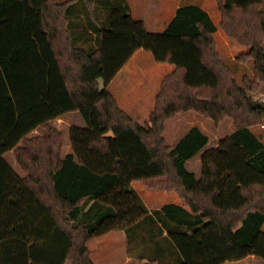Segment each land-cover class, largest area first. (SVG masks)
<instances>
[{"label":"trees","instance_id":"obj_1","mask_svg":"<svg viewBox=\"0 0 264 264\" xmlns=\"http://www.w3.org/2000/svg\"><path fill=\"white\" fill-rule=\"evenodd\" d=\"M80 1L94 14L93 0H0V264H93L91 240L149 217L134 182L184 202L164 207L159 221L182 264L264 263V143L252 131L264 110L248 102L264 83V0H216L221 30L249 49L239 61L254 65L242 86L199 6L181 7L160 34L127 6L112 8L98 48L87 51L71 33ZM141 49L175 68L147 126L107 90ZM71 113L85 128L71 129L73 153L63 157L64 134L51 123ZM183 113L235 127L203 154L199 179L186 164L209 138L198 127L175 146L165 138ZM37 130L44 134L31 138ZM12 151L23 177L5 159Z\"/></svg>","mask_w":264,"mask_h":264},{"label":"crops","instance_id":"obj_2","mask_svg":"<svg viewBox=\"0 0 264 264\" xmlns=\"http://www.w3.org/2000/svg\"><path fill=\"white\" fill-rule=\"evenodd\" d=\"M166 3L167 4L162 6L160 5V3L158 7H155L156 12L155 10H153V8L150 9L149 11H154V14L151 18L147 16L145 3L139 0H93L94 14L89 13L85 5H79L78 13H74L73 16H71V19L73 21L71 33L73 34L75 45L84 50L90 51L98 48L96 35L98 28H100V26L102 27L109 25L108 17L112 8L117 9L125 6L128 7L129 14L134 20L144 22L147 29L149 26V29H151L152 31L149 32L160 34L167 29V27L175 18L177 11L181 7L191 5H182L181 1L175 2V0H168V2ZM200 8L205 10L210 15V12L208 11V9L204 8V6H201ZM148 53L149 52L142 49L138 50L107 87V90L115 97L119 107L139 124H141L142 122L140 120V117L137 118L136 113L139 109L141 110L146 106V99L135 94V86H137L136 77H138V75L145 76V68L143 67V65L147 63V56L148 59H150ZM153 65L158 66V68H160V71H162L159 74V77L161 78L160 85L164 78L175 70L174 66L167 63L153 62ZM117 87L119 88L117 89ZM140 90L143 91L142 89ZM158 93L159 92H157V95L155 96V102ZM71 114L64 115L57 120H60L63 117H67ZM83 124L84 122L82 120V124L81 126H79V128H82ZM234 132L235 130L233 131V133ZM64 137L65 143L62 155L63 157H66L67 155L73 153V149L70 141V133L69 138H67L65 135ZM20 146H22V144ZM201 154L202 153L194 158H200V175L196 174V177L198 179L202 174L201 165L203 155ZM9 157H11V160L9 159ZM5 159L13 168V170L19 175L16 170L17 161L15 158V152L12 151L8 153L5 156ZM194 159L187 162V168L188 164H190ZM17 167L19 168L18 165ZM188 170L190 172H193L189 168ZM23 176L24 175H22V177ZM132 188L139 195V197L147 207L149 211V217L144 218L128 230L113 231L91 240L88 243V248L91 251V259L93 264H182V257L179 251L172 244L168 231H162L164 225L161 224V226L159 221L160 219H162L166 223V219L163 213H161L164 207L169 205L182 207L184 206V202L181 201V199L174 193L170 194L166 191H153L136 182L132 183ZM138 226H140V228L142 229L136 231L134 234L131 233L132 235H129V232H131V230H133L135 227L137 228ZM153 246L159 247L158 250L154 248L155 252L153 251V253L155 255L147 251L148 247ZM250 260H253V264H264L260 258H257L255 256H249L240 262H227L226 264H247L249 262L252 263V261Z\"/></svg>","mask_w":264,"mask_h":264},{"label":"rangeland","instance_id":"obj_3","mask_svg":"<svg viewBox=\"0 0 264 264\" xmlns=\"http://www.w3.org/2000/svg\"><path fill=\"white\" fill-rule=\"evenodd\" d=\"M58 1L66 2L69 0H58ZM139 1L145 3L147 9V16H149V18L153 16L154 14L153 10H155V7H158L160 3H161L160 5L162 6L167 4L166 2H168V0H139ZM176 1H181L182 5L194 4L200 7L204 6V8L208 9L211 15L210 17L212 18L214 23L218 26V33H216L215 35L217 50L222 60L231 69L236 82L242 86L244 78L247 77L249 79H253L254 78L253 63L252 62L242 63L239 61V58L242 55L247 54L249 49L244 46H241L236 41L227 38L225 33L221 30L220 28L221 12L219 11V8L217 6V1L216 0H175V2ZM79 5L84 6V3L80 1ZM152 8L153 10L149 11ZM71 11L72 10H70V12ZM149 31H151V29H149ZM148 55L150 59H148L147 56V63L143 65V67L145 68V76L138 75V77H136L137 86H135L136 89L135 94L142 98L144 97L146 99L145 102L146 106L141 110L139 109L136 113L137 118L140 117V120L142 122L140 125L143 126H147L149 124L150 113L154 110L155 96L157 95V92H159L161 86L160 85L161 78L159 77V74L162 72L160 71V68H158V66L153 65V62L156 63V61L154 60L152 54L148 53ZM100 82H101V89H104L103 82L102 81ZM118 88L119 87H117V89ZM140 89H142L144 92L141 91ZM251 98L258 101H264V83H261L260 89L256 93H254ZM81 119L82 118L78 114H71L68 115L67 117H63L60 120H56L52 122L51 126L59 130L67 138H69V133L71 129L74 127L79 128V126H81L82 124ZM193 127H199L201 131L209 138V143L201 155H203L206 151H210L217 148L220 142L231 136L233 134V131L235 130L233 121L230 119L225 120L220 124L219 127H216L212 121L206 120L195 113H185L178 115L176 118L166 123L165 138L167 140V143L170 146H175L179 142V140L182 137H184ZM82 128H85L84 124ZM252 131L264 143V124L253 127ZM43 134H44L43 130H38L35 133H33L32 136L33 137L40 136ZM9 159L11 160V157H9ZM199 159L200 158L194 159L190 164H188V168L191 169L195 173V175L196 174L200 175ZM16 170L19 173V175L21 176L23 175L20 169L17 167V165H16ZM140 229H142L140 228V226H138L137 228L135 227L133 230H131V232H129V235L131 233L134 234L136 231ZM262 232L264 233V227L262 229ZM154 248L158 250L159 247L157 246L148 247L147 251L155 255L153 253V251L155 252ZM250 261H252V263L249 262L247 264H253V260Z\"/></svg>","mask_w":264,"mask_h":264},{"label":"water","instance_id":"obj_4","mask_svg":"<svg viewBox=\"0 0 264 264\" xmlns=\"http://www.w3.org/2000/svg\"><path fill=\"white\" fill-rule=\"evenodd\" d=\"M248 102H249V105L253 109H261V110H264V101L254 100L251 97H249L248 98Z\"/></svg>","mask_w":264,"mask_h":264}]
</instances>
